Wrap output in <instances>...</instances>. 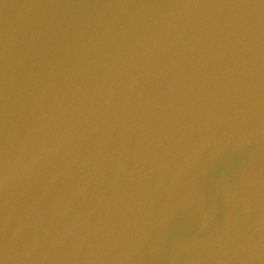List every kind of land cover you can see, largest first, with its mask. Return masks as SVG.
Wrapping results in <instances>:
<instances>
[{
	"label": "water",
	"instance_id": "1",
	"mask_svg": "<svg viewBox=\"0 0 264 264\" xmlns=\"http://www.w3.org/2000/svg\"><path fill=\"white\" fill-rule=\"evenodd\" d=\"M196 0H0V264H156Z\"/></svg>",
	"mask_w": 264,
	"mask_h": 264
}]
</instances>
